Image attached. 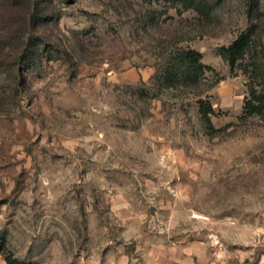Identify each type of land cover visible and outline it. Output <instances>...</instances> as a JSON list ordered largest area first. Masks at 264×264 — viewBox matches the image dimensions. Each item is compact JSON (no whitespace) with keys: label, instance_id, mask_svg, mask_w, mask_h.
Returning a JSON list of instances; mask_svg holds the SVG:
<instances>
[{"label":"rangeland","instance_id":"obj_1","mask_svg":"<svg viewBox=\"0 0 264 264\" xmlns=\"http://www.w3.org/2000/svg\"><path fill=\"white\" fill-rule=\"evenodd\" d=\"M190 50L200 84L165 81ZM258 239L264 0H0V264H259Z\"/></svg>","mask_w":264,"mask_h":264},{"label":"trees","instance_id":"obj_2","mask_svg":"<svg viewBox=\"0 0 264 264\" xmlns=\"http://www.w3.org/2000/svg\"><path fill=\"white\" fill-rule=\"evenodd\" d=\"M240 37L236 40L232 46L228 48H223L224 56L228 57L230 60L232 58V62L234 63L237 58L236 53L243 49L247 43ZM30 51H26V56ZM185 60L177 61L173 65H168L164 69V80L169 81L170 83H178L181 81H186L188 78L192 81L193 84H200L201 79L203 78V74L205 69H207V65L202 61V54L198 51L190 50L187 52ZM189 76V77H188ZM200 102V110L201 113L204 112L206 116L209 112H212L210 107L208 109V104L204 103L203 100H199ZM251 100H248V104H250Z\"/></svg>","mask_w":264,"mask_h":264},{"label":"crops","instance_id":"obj_3","mask_svg":"<svg viewBox=\"0 0 264 264\" xmlns=\"http://www.w3.org/2000/svg\"><path fill=\"white\" fill-rule=\"evenodd\" d=\"M256 244H257V246L259 245V246H264V243H261V239H258V240H256ZM259 248H261V247H259ZM254 250L256 249L255 247L253 248ZM263 257H264V255H263ZM259 264H264V260L262 259L260 262H259Z\"/></svg>","mask_w":264,"mask_h":264}]
</instances>
